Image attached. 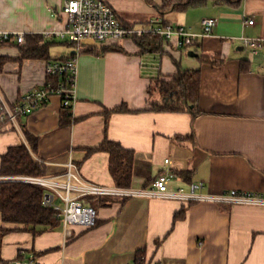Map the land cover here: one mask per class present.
<instances>
[{
    "label": "crops",
    "instance_id": "obj_1",
    "mask_svg": "<svg viewBox=\"0 0 264 264\" xmlns=\"http://www.w3.org/2000/svg\"><path fill=\"white\" fill-rule=\"evenodd\" d=\"M66 1L0 0V30L41 35L61 29L64 23L55 12ZM103 1L125 25L149 26L160 19L201 33L203 19L218 22L210 36L188 48L193 56L165 41L161 52H150L129 38L116 44L120 51L97 56L85 51L96 42L83 43L77 53L61 40L45 39L50 60L77 53L75 104L66 109L54 95L16 124L0 126V169L11 148L25 145L43 164L45 175L64 173L73 160L88 181L115 186L110 155L96 150L107 139L134 151L132 188L150 187L170 170L175 175L172 189L203 182L204 194L232 189L264 193V0H206L186 11L165 13L160 10L164 0ZM242 38L259 40L261 46L251 48ZM52 45L59 46L57 55ZM0 54L8 57L0 73V102L10 106L45 85L47 60L24 59L11 45L1 47ZM178 66L201 73L195 114L151 105L176 102L174 95L156 90V81L172 80ZM122 105L129 112L106 116ZM65 113L69 125L61 124ZM93 202L98 212L93 228L74 227L68 241L63 224L38 236L14 230L2 239L0 264L29 259L41 264H134L140 250L146 251V264H264V206L148 198ZM4 226L0 215V229Z\"/></svg>",
    "mask_w": 264,
    "mask_h": 264
},
{
    "label": "built area",
    "instance_id": "obj_2",
    "mask_svg": "<svg viewBox=\"0 0 264 264\" xmlns=\"http://www.w3.org/2000/svg\"><path fill=\"white\" fill-rule=\"evenodd\" d=\"M56 20L64 27L51 28L41 35L48 40H61L74 45L78 53L85 39L96 43H114L145 34L161 36L177 48H194L200 38L210 36L218 20L205 18L202 32L192 33L183 26L165 25L154 19L149 26L125 25L117 17L112 6L103 0H68L61 12H55ZM249 24L253 25L254 20ZM28 32L21 30H0V43L16 42L26 44ZM245 44L257 50L261 41L242 38ZM254 50L256 53L257 51ZM77 53L67 59L51 60L46 65L47 80L43 87L23 94L12 105L0 102V126L16 124L21 117L32 114L47 105L54 95H59L64 108L72 109L76 101V80L78 74ZM58 79V82L54 80ZM39 161H41L39 159ZM169 163V159L165 160ZM175 175L170 171L159 175L147 188H122L100 185L88 181L79 166L69 160L64 173L60 175H9L0 176V183H26L44 189L43 205L51 207L62 221L64 238L68 241L74 235V227L91 228L96 225L98 212L87 199L110 198L124 201L131 198L173 200L183 204L212 203L220 206H264V193L246 190H226L220 194L202 193L204 183H191L189 189L170 187ZM14 264H41L36 259L16 260Z\"/></svg>",
    "mask_w": 264,
    "mask_h": 264
},
{
    "label": "trees",
    "instance_id": "obj_3",
    "mask_svg": "<svg viewBox=\"0 0 264 264\" xmlns=\"http://www.w3.org/2000/svg\"><path fill=\"white\" fill-rule=\"evenodd\" d=\"M204 1L206 0H164L160 10L162 13L171 9L186 11L202 4ZM132 39L142 51L150 52H161L163 41H165L161 36L155 34H145L140 37H133ZM64 43L69 46H74L68 42ZM117 43L118 42L98 43L97 45L86 48L85 51L97 56H103L108 52L120 51L121 48L116 45ZM6 45L18 47L24 59L34 58L44 59L48 62L51 61L49 56L50 44L46 43L43 35H27L26 44L23 46L18 45L16 42L0 43V48ZM195 47H197V44ZM7 59L8 57L0 54V73L4 69ZM242 65V70L245 71V64ZM54 81L58 82V79ZM200 87L201 73L199 70H185L178 66V72L173 76L172 80L156 81V90H159L166 96L174 95L176 97V102H152L151 105L154 110L166 112L188 111L195 114ZM124 112H129L126 105L117 107L111 112L106 111L105 113L107 116L109 113ZM70 123V116L68 113H65L61 124L69 125ZM30 140L32 143L35 142V139L32 137H30ZM96 150L107 152L110 155V172L116 186L122 188L131 187L134 151L124 148L117 141L107 139ZM0 175L43 176L45 175V169L43 164L38 162L31 155L25 145H20L11 148L2 157ZM43 196L44 189L39 186L26 183H0V215L2 220L6 226H18L17 228L4 226L0 229V247L3 237L14 230L28 231L33 233L34 236H38L44 232L52 231L62 224V221L57 217V213L54 209L43 205ZM102 199L114 200L110 198ZM95 204L96 203L93 202L92 205L95 206ZM145 254V250L138 251L134 264H146Z\"/></svg>",
    "mask_w": 264,
    "mask_h": 264
},
{
    "label": "rangeland",
    "instance_id": "obj_4",
    "mask_svg": "<svg viewBox=\"0 0 264 264\" xmlns=\"http://www.w3.org/2000/svg\"><path fill=\"white\" fill-rule=\"evenodd\" d=\"M92 42H96V41H94L93 39H85L84 40V43H92ZM56 45H52V47H51V51H52V49H54V51L52 52L53 53V56L54 55H57V53H59V46H56ZM184 51V54H185V56H190L189 54H190V51L187 49V50H183ZM188 60V61H187ZM188 62V63H187ZM185 64L186 65H191V66H193L194 67V65H195V63L193 62V61H190V59H186V62H185ZM94 200H96V199H87V201L89 202V204L90 205H92L93 204V201Z\"/></svg>",
    "mask_w": 264,
    "mask_h": 264
},
{
    "label": "water",
    "instance_id": "obj_5",
    "mask_svg": "<svg viewBox=\"0 0 264 264\" xmlns=\"http://www.w3.org/2000/svg\"><path fill=\"white\" fill-rule=\"evenodd\" d=\"M190 56H193V54H192V52H190V54H189Z\"/></svg>",
    "mask_w": 264,
    "mask_h": 264
}]
</instances>
